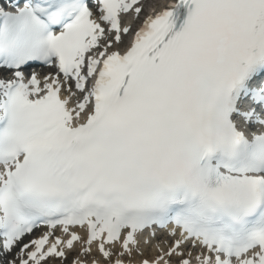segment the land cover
Masks as SVG:
<instances>
[{
  "label": "snow or ice",
  "instance_id": "1",
  "mask_svg": "<svg viewBox=\"0 0 264 264\" xmlns=\"http://www.w3.org/2000/svg\"><path fill=\"white\" fill-rule=\"evenodd\" d=\"M0 264H264V0H0Z\"/></svg>",
  "mask_w": 264,
  "mask_h": 264
}]
</instances>
